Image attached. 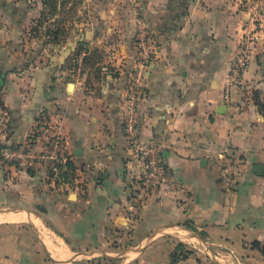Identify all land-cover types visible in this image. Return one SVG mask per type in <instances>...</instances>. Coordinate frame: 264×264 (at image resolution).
I'll return each instance as SVG.
<instances>
[{
	"label": "crops",
	"instance_id": "1",
	"mask_svg": "<svg viewBox=\"0 0 264 264\" xmlns=\"http://www.w3.org/2000/svg\"><path fill=\"white\" fill-rule=\"evenodd\" d=\"M139 3V14L135 8L129 14L104 11L97 18L101 26L76 29L35 49L29 29L39 10L0 0V131L7 115L14 140L37 121L58 116L66 150L86 179L83 191L65 195L42 170L10 167L0 172V207L38 213L77 250L103 247L115 236L111 228L129 231L135 242L182 225L201 231L218 253L225 246L234 256L264 263V14H245L230 0ZM141 26L149 33L148 62L135 38ZM248 36L253 42H246ZM245 46L247 67L230 86L234 103L226 105L229 69ZM135 78L141 85L140 138L159 146L174 187L153 189L129 209L137 167L128 156L121 111ZM13 230L11 224L0 228V264H35L36 251ZM60 239H48L52 257L67 253ZM156 239L131 253L129 263L210 264L197 253L173 260L175 243Z\"/></svg>",
	"mask_w": 264,
	"mask_h": 264
},
{
	"label": "rangeland",
	"instance_id": "2",
	"mask_svg": "<svg viewBox=\"0 0 264 264\" xmlns=\"http://www.w3.org/2000/svg\"><path fill=\"white\" fill-rule=\"evenodd\" d=\"M15 2L22 4V6H24L26 9H38L39 13L41 14V16L33 25L30 26L29 29V39L30 42H33L35 49L42 48L44 45H48L52 41L59 42L66 37H70L76 31V29L91 28L93 26L99 27V25L101 26V24L97 22V18L98 14H104V11L108 12V14H113V11L115 13L117 12L118 14H129V11L135 8L134 14L140 13L139 0L136 2L133 0H15ZM137 2L138 5H135ZM230 2L236 6L237 9L242 10L245 14H264V0H230ZM144 29L145 31L147 30L146 27H144ZM139 31L140 30H138V33L136 32L135 35L136 41L138 42V47H140ZM145 34L144 36L146 38L149 37V33L146 32ZM250 37L248 36L246 42H253L254 38ZM147 41L149 42L148 38ZM82 62L86 68L91 66V63L87 58H83ZM72 64L74 67H78L79 63H77L75 59ZM83 64H81L80 68H82ZM7 215L9 214L0 212V228L3 227V229H5L9 224L13 225L14 230L10 232H12L14 235L16 233L19 234L18 240L23 241L24 244H26V249L30 251H36L34 260L35 264H130L129 262L132 263L135 259H132L134 256L131 254L132 251L140 245L141 247H144L147 244L152 243L157 237L159 239L156 240H164V243L161 244H167V242H171L174 245L175 243L173 252L179 255L197 253L205 262L210 264L215 263L211 261L209 256H207L205 253L206 251L209 255H211L212 258L218 259L228 264H264L260 258H255L254 256L247 257L243 254H241V256H234V253L230 252V248L225 246L219 248L225 252L220 253L219 251L218 253L216 248H213L207 244L201 231L193 228L194 232L199 235L197 237L191 235L189 232L179 228L178 226H172L171 228L162 230L157 234V237L155 236L154 238L149 239V241L145 240V238H142V240L138 239L135 242H129L132 241L131 239L129 240L128 237L129 231L126 232L120 228H111L110 232L112 233L110 234L115 236L110 238L109 243H105L103 247L101 244L94 243L86 244L85 247L87 248L83 250H77V247L79 248L80 246L76 244V247L75 244L70 245L69 243L62 241L58 237V234L55 232V230L47 228L39 214L33 212L32 217L39 225L42 238L44 239V237L47 238L48 236V239L53 238L54 242H56V238H58L64 245L63 247L65 249L67 248V253L53 256L52 259L46 255L35 235L32 223L25 218V215V219L23 218L18 222H11L4 218ZM2 218L4 219L2 220ZM10 232L7 231L4 234L13 235ZM53 245L54 244H52V246ZM21 246H23V243H21ZM45 246L49 250V247L46 244ZM84 250H104L107 254H111V258H105L99 253H92L74 261H67V258H71L73 256L72 252L78 253ZM136 252L134 254H136ZM120 253L121 256L115 255ZM41 258H43V260ZM54 259L61 261H55Z\"/></svg>",
	"mask_w": 264,
	"mask_h": 264
},
{
	"label": "built area",
	"instance_id": "3",
	"mask_svg": "<svg viewBox=\"0 0 264 264\" xmlns=\"http://www.w3.org/2000/svg\"><path fill=\"white\" fill-rule=\"evenodd\" d=\"M144 27H140L139 35L142 58L146 62L151 58V47L147 41L148 37L144 36L146 33ZM246 47L239 50L230 66L229 82L223 96L226 105L234 103L230 86L239 82L242 72L247 67ZM140 92L139 79L135 78L129 82L121 111L128 156L137 167L131 186L129 209L136 207L143 195L153 189L161 186L174 187L165 161L160 154L159 146L152 142L142 141L140 138V127L143 120L138 102ZM9 121L10 116L7 115L0 131V172L5 173L10 167L24 171L42 170L49 184L57 191L65 195L70 192L83 191L86 179L80 167L74 164L71 155L66 150V138L58 116L49 120L43 118L37 121L29 133L17 140L10 138L8 123H6ZM94 167H101V162L97 161Z\"/></svg>",
	"mask_w": 264,
	"mask_h": 264
},
{
	"label": "water",
	"instance_id": "4",
	"mask_svg": "<svg viewBox=\"0 0 264 264\" xmlns=\"http://www.w3.org/2000/svg\"><path fill=\"white\" fill-rule=\"evenodd\" d=\"M1 88H2V83L0 82V90H1ZM255 171L257 172V173H261V171H262V166L261 165H257L256 167H255ZM19 211H22L23 213H24V215H25V218L27 219V220H29L31 223H32V225H33V228H34V232H35V235H36V237H37V239L39 240V242H40V244H41V246H42V248L44 249V251H45V253H46V255L48 256V257H50V258H52V256H51V254L49 253V250L47 249V247L45 246V242H44V239L42 238V235H41V230H40V228H39V225L37 224V221L35 220V219H33V217H32V211L31 210H29V209H27V208H23V207H7V206H2V207H0V212L1 213H4V214H7V213H13V212H19ZM179 228H181V229H183V230H185V231H187V232H189L191 235H193V236H199L197 233H195L194 232V230L193 229H191V228H188V227H186V226H182V225H177ZM165 228H160V229H157V230H155V231H153L150 235H149V237H148V239H152V238H154L155 236H156V234H158L159 232H161L162 230H164ZM141 248V245L140 246H138V247H136L133 251H132V253H134V252H136L137 250H139ZM205 252V251H204ZM92 253H99V254H101V255H103V256H105V257H107V256H110L109 254H107L105 251H102V250H84V251H82V252H72V254H73V256L71 257V258H67V261H74V260H76V259H79V258H81V257H83V256H85V255H87V254H92ZM206 254H207V256H209V258L213 261V262H215V263H217V264H228V263H225V262H222V261H220V260H218V259H214V258H212L211 257V255H209L208 253H207V251L205 252ZM115 255H117V256H121V253L120 254H115ZM53 259V258H52ZM55 260V259H54ZM55 261H61V260H55Z\"/></svg>",
	"mask_w": 264,
	"mask_h": 264
},
{
	"label": "bare ground",
	"instance_id": "5",
	"mask_svg": "<svg viewBox=\"0 0 264 264\" xmlns=\"http://www.w3.org/2000/svg\"><path fill=\"white\" fill-rule=\"evenodd\" d=\"M19 212H22V211H19ZM13 213H15V212H13ZM4 218H6L7 220H10L11 222H18V221H21L23 218H24V213H16V214H10V215H8V216H5ZM4 218H2V220L4 219ZM5 219V220H6ZM25 219V218H24ZM1 220V219H0ZM123 222V221H122ZM124 223V222H123ZM47 238H48V236H47ZM45 239V244L47 245V246H49V244L51 243H48L49 241H48V239ZM51 239V238H50ZM49 239V240H50ZM53 247V246H52ZM59 247V246H58ZM54 248V247H53ZM56 251H57V253H60V252H62L64 249H62V247L61 248H57V249H55ZM65 252H66V250H65Z\"/></svg>",
	"mask_w": 264,
	"mask_h": 264
},
{
	"label": "trees",
	"instance_id": "6",
	"mask_svg": "<svg viewBox=\"0 0 264 264\" xmlns=\"http://www.w3.org/2000/svg\"><path fill=\"white\" fill-rule=\"evenodd\" d=\"M84 59H86V58H84ZM259 107H260V101H257V102H255ZM39 211H42V209L41 208H39ZM193 229V228H192ZM256 244V243H255ZM187 255L188 254H185V255H179V254H177V253H175V252H173L172 254H171V256H172V258H173V260H177V259H184V258H186L187 257Z\"/></svg>",
	"mask_w": 264,
	"mask_h": 264
}]
</instances>
